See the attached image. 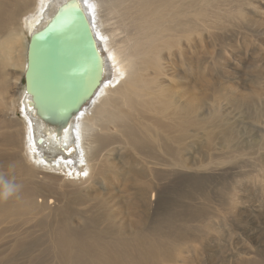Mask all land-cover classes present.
I'll return each instance as SVG.
<instances>
[{
    "label": "bare ground",
    "instance_id": "1",
    "mask_svg": "<svg viewBox=\"0 0 264 264\" xmlns=\"http://www.w3.org/2000/svg\"><path fill=\"white\" fill-rule=\"evenodd\" d=\"M64 1L0 0V169L6 162L14 169L4 174L0 172V178H9L6 182L14 186L6 199L0 196V234L9 233L7 242L13 241L10 251L15 254L22 248L23 251L33 250L41 238L47 239L49 249L45 255L54 264H149L150 258L159 262L172 256V250L164 249L165 243L177 248L191 237L178 236L167 229L162 219L157 218L158 212L150 214L155 219L154 225L148 222L147 210L153 200L159 199L157 188L143 181L144 178H129L131 166L124 158L118 159L123 168L111 166L112 178H108L110 175H106L102 167L109 161L110 154L116 158L128 147L136 151L137 158L149 169L146 173L155 178L164 175L163 169L174 173L178 167H186L184 160L173 154L174 149L167 151L169 143L163 134L176 131L162 116L153 117L155 120L151 121L162 134L155 131L153 136L141 135L150 121L147 112L141 111L143 105L151 98L152 91L157 104L165 101L164 87L170 89L172 79L164 78L166 65L161 62V44L157 40L164 35L167 26L158 25L156 19L179 16L185 7L174 12L178 7L174 1L147 0L141 5L139 0H128L122 14L130 21L119 14L116 27L117 19L104 25L107 20H102L104 15L101 14L105 9L110 12L112 0H76L90 18L103 58V74L91 98L74 114L68 126L56 133L27 106L25 98L28 96L20 82L29 35L41 29ZM192 3L186 7H194ZM193 11L202 16L207 12L195 8ZM120 33L125 34L120 37ZM148 69L152 74L149 79L145 77ZM160 78L166 81L164 87ZM172 98L176 101L173 95ZM149 103L152 110L158 112L155 104ZM180 105L185 107L184 102ZM182 112L161 115L167 120L180 121ZM182 122L189 128L195 120L189 118ZM112 135H117L119 141L113 140ZM103 140H108V146L116 143L104 154ZM151 140L153 153L146 147ZM171 146L187 147L181 141ZM32 172L36 178L48 182L59 179L74 187L69 191L62 184L61 196L54 195L50 191L52 183L21 181L22 176L33 178ZM121 172L126 178L115 181L122 177ZM3 183H0V191ZM118 188L119 195L122 192L120 196L116 194ZM68 194L71 197L67 199ZM132 195L136 199H132ZM136 207L137 216L133 210ZM6 222L9 225L2 226ZM37 231V236H29ZM23 233H27L28 238L21 247L19 240Z\"/></svg>",
    "mask_w": 264,
    "mask_h": 264
},
{
    "label": "rangeland",
    "instance_id": "2",
    "mask_svg": "<svg viewBox=\"0 0 264 264\" xmlns=\"http://www.w3.org/2000/svg\"><path fill=\"white\" fill-rule=\"evenodd\" d=\"M127 1L112 0L110 12L105 9L101 13L102 20H107L104 25L117 19L114 22L117 27L119 14L130 21L122 14ZM139 1L142 5V1L144 4L147 0ZM161 1L168 0H157ZM169 1L178 4L174 12L185 7L179 16L156 19L158 25L167 26L164 35L157 40L161 44V62L166 65L164 78L172 77L170 89L164 87L166 81L160 78L165 101L157 104L152 91L149 101L158 112L152 110L149 101L143 105L141 111L147 112L150 121L141 135L161 133L152 122L153 117L162 116L176 131L163 134L169 143L167 151L174 149L173 154L183 159L186 167H178L174 173L163 169L164 175L155 178L146 173L149 169L137 158L136 151L128 147L116 158L110 154L109 161L103 163V172L112 178L111 166L123 168L118 159L124 158L131 166L129 178H144L143 181L157 188L159 199L151 202L152 211L147 210L148 222L154 225L151 215L158 212L157 218L162 219L167 229L178 236L191 237L177 248L165 243L164 249L172 250V256L159 262L150 258L149 264H264V0ZM190 1L195 3L191 2L194 7L191 5L188 9L186 5L191 4ZM194 8L207 12L203 16L195 14ZM172 19L174 21H167ZM124 34L120 33V37ZM146 72L145 77L152 78L151 69ZM180 102H184L185 107ZM181 110L182 120H195L191 127L186 128L182 120H167L161 115ZM10 114L18 118L17 114ZM112 139L119 141L117 135H112ZM107 141L102 142V154L116 145L108 146ZM175 141L187 147L173 148L171 144ZM151 144L152 140L146 147L153 153ZM3 166L2 174L14 170L9 162ZM123 173L115 181L126 178ZM31 174L33 178L22 176L21 181L52 183L50 191L54 195L61 196L62 184L65 190L74 187L63 180L48 182ZM0 180V183L6 182L9 178ZM69 194L65 196L67 199L71 197ZM116 194H122L119 195V188ZM132 199L136 196L132 195ZM133 210L137 216L139 209ZM4 224L2 226H8L9 222ZM8 234H0V264H54L45 255L49 249L47 239L41 238L33 250L23 251L22 248L15 254L10 251L13 241L7 242ZM36 234L39 232L29 236ZM25 238H28L27 233L21 235V247Z\"/></svg>",
    "mask_w": 264,
    "mask_h": 264
},
{
    "label": "water",
    "instance_id": "3",
    "mask_svg": "<svg viewBox=\"0 0 264 264\" xmlns=\"http://www.w3.org/2000/svg\"><path fill=\"white\" fill-rule=\"evenodd\" d=\"M103 58L90 18L76 0L60 4L26 45L27 106L58 133L98 88Z\"/></svg>",
    "mask_w": 264,
    "mask_h": 264
},
{
    "label": "clouds",
    "instance_id": "4",
    "mask_svg": "<svg viewBox=\"0 0 264 264\" xmlns=\"http://www.w3.org/2000/svg\"><path fill=\"white\" fill-rule=\"evenodd\" d=\"M13 189H14L13 185L7 182H4L2 184V191H0V196L6 199L8 196L12 194Z\"/></svg>",
    "mask_w": 264,
    "mask_h": 264
}]
</instances>
